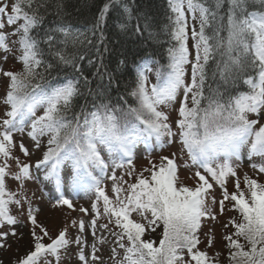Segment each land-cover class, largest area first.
<instances>
[{
  "label": "snow or ice",
  "instance_id": "snow-or-ice-1",
  "mask_svg": "<svg viewBox=\"0 0 264 264\" xmlns=\"http://www.w3.org/2000/svg\"><path fill=\"white\" fill-rule=\"evenodd\" d=\"M70 17L66 0H0L2 63L20 65L0 66V249L24 238L15 205L31 227L12 264H60L71 245L79 264H105L109 244L111 264H222L221 251H208L215 238L205 233L201 249L200 234L228 202L239 218L223 226L226 264H264V183L245 173L241 188L234 163L258 159L250 166L264 174V0H166L162 25L127 0H104L84 28ZM123 38L144 47L130 57ZM141 145L176 151L137 172ZM17 149L39 155L22 162ZM181 167L195 168L193 185ZM30 180L50 187L53 207L94 197L79 209L90 219L72 218L53 237Z\"/></svg>",
  "mask_w": 264,
  "mask_h": 264
},
{
  "label": "rangeland",
  "instance_id": "rangeland-1",
  "mask_svg": "<svg viewBox=\"0 0 264 264\" xmlns=\"http://www.w3.org/2000/svg\"><path fill=\"white\" fill-rule=\"evenodd\" d=\"M2 56L3 53L0 52V66L4 67L5 69H19L20 65L18 62H15L11 57L9 58L7 63H2ZM154 79V78H153ZM3 92V84L0 82V93ZM261 122H264L262 120ZM17 139H19V134H17ZM24 142L26 146L29 147L30 152L33 151L31 142L25 137ZM176 151V147L174 146H166L163 149L157 150L152 152L151 154L141 145L138 146V149L136 151V155L134 158L133 163L136 166V171L140 172L142 169L149 167V159L158 161V157L160 155H169L170 153ZM246 152V150H245ZM14 155H19L22 162H30L32 164L35 163V160L39 153L33 152V155L30 157H24L22 154L19 153V150L17 149L14 152ZM252 162H259L258 159L256 161H249L245 155V157L239 161L234 162L237 164V175L239 176L241 180V188L244 187L243 185V176L245 173H247L249 176L256 178L259 182L264 183V174L258 173L256 170H254L250 165ZM11 168L10 170L12 172L16 171V165L15 161H9ZM181 164L184 163V160L180 161ZM195 171V168H192L191 170L185 169L181 167L180 169V178L181 180L188 184L193 185L194 180L190 179L191 173ZM119 175V173H118ZM147 175V173H145ZM106 183L109 186L110 189V181H106ZM8 187L12 190H16L18 182L8 178L7 179ZM235 179L229 178L227 183V188L229 192H232L235 190L234 187ZM25 188L27 191V195L29 198L32 199V206L34 208L39 209L38 212V220L44 224L50 234L54 237L58 231L64 226L66 222L71 220L72 218L80 219L84 218L86 221L90 219V217L85 216L83 213L79 211L80 207L83 206L85 208H90L91 199H94V197L90 198V195H86L84 193H80L79 195H72V200L75 205V209H68L66 206H58L53 207L54 200L50 199L51 196L55 195L50 187H46L44 185H41L36 180H30L25 182ZM213 194L216 196L217 200L221 198V190L218 186L214 187ZM12 208V214L17 215L18 219L23 223L24 226H18V233L22 232L24 233V238L19 241V243L16 242L15 238H9L8 244L11 245L10 248L0 249V261L3 262V264H12V261L20 254H22L26 248L29 247V230L30 225H28L25 221V215L20 214L19 210L16 208L15 205L11 206ZM214 210L217 212V219L215 221L207 220L204 222V225L201 230V241L203 245H206V239H205V233H208L209 235H212L215 238V244L214 247L209 248V252H216L221 251L222 254L224 253L225 249L223 246V235L226 234V231L224 229V224H226L229 220V218L233 217L234 210H231V204L226 202V209L225 213L223 215L219 214L218 206L214 208ZM105 221H101L103 223ZM72 233H75V229L71 230ZM87 235V232H86ZM89 243H91V236L88 235ZM111 245L105 246L101 252L99 253L102 256V259L105 261V264H111V261H109V247ZM76 252V246L71 245L69 248V251L67 253L61 254V260L60 264H79V261L75 255ZM51 259V258H50ZM53 264H55V260L53 259Z\"/></svg>",
  "mask_w": 264,
  "mask_h": 264
},
{
  "label": "trees",
  "instance_id": "trees-1",
  "mask_svg": "<svg viewBox=\"0 0 264 264\" xmlns=\"http://www.w3.org/2000/svg\"><path fill=\"white\" fill-rule=\"evenodd\" d=\"M103 2L104 0H66L67 10L71 13L70 19L75 25L80 26L81 28L90 25L92 23L93 16L96 14L99 7L102 6ZM127 3H129L134 8H147L150 6L153 15L156 17L157 22L160 23L161 25L164 23L166 0H127ZM77 9L79 10L77 11ZM114 17H115V13H112L109 19V26H110L109 35L111 36L112 39H116L115 36H112V30H111V25L114 22ZM122 42L124 49L129 51L130 57L132 53H135L138 51V49L144 47L141 44L131 42L127 38H123ZM144 50L150 51L151 49L145 48ZM124 79L126 80L127 77H125ZM123 83L124 81L121 82V90H123ZM239 90L247 91L248 89L246 86L242 85ZM113 95H115V93ZM234 214L235 215L233 217L238 219L239 213L234 211ZM231 230L232 229L229 228L228 231ZM206 246L207 245H203V244L200 245L201 249H204ZM214 253L215 252H212L210 254H214ZM225 257H226V252L224 251V253L221 256L222 264H226Z\"/></svg>",
  "mask_w": 264,
  "mask_h": 264
}]
</instances>
